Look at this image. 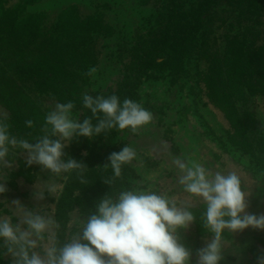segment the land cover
Here are the masks:
<instances>
[{"label": "rangeland", "instance_id": "obj_1", "mask_svg": "<svg viewBox=\"0 0 264 264\" xmlns=\"http://www.w3.org/2000/svg\"><path fill=\"white\" fill-rule=\"evenodd\" d=\"M85 94L131 99L153 119L136 132L117 127L63 142L64 159L87 166L80 177L89 189L75 191L77 204L62 223L57 210L73 171L56 176L28 166L27 153L10 148L11 167H0V217L15 223L12 201L19 200L52 216L63 243L105 195L156 192L193 213L179 235L196 264L211 239L206 204L184 191L177 158L213 174L235 172L249 194L247 212L264 215V0H0V118L10 134L34 143L56 103L72 102V119L95 125ZM126 145L136 156L116 176L104 165ZM49 184L55 192H46ZM222 243L220 264H257L264 230L226 229ZM11 261L0 246V264Z\"/></svg>", "mask_w": 264, "mask_h": 264}, {"label": "clouds", "instance_id": "obj_2", "mask_svg": "<svg viewBox=\"0 0 264 264\" xmlns=\"http://www.w3.org/2000/svg\"><path fill=\"white\" fill-rule=\"evenodd\" d=\"M96 71L90 68L85 75ZM83 104L97 118L95 125L90 118L82 122L72 119V102L56 103L45 117L43 135L34 143L11 135L6 117L0 118V167H11L7 159L10 148H19L27 153L28 166L40 165L56 176L71 171L82 173L87 168L83 162L64 159V141L90 138L117 127L136 132L153 119V114L141 104L127 98L121 104L115 94L107 98L85 94ZM25 123L29 128L33 126L32 120ZM135 156L134 149L126 145L120 152L111 153L110 164L104 166L110 165L119 176L121 166ZM174 164L183 173L179 183L184 191L202 198L206 204L203 226L211 239L196 251V264H220L226 229L232 233L248 227L264 230V215L247 212L249 194L242 190L235 172L213 174L199 164L190 167L179 158ZM45 189L53 193L56 185H46ZM5 191L0 183V194ZM36 198L43 200L45 191L38 189ZM12 205L15 223L11 217H0V246L12 257L11 264H191L192 252L181 243L179 230L187 229L195 217L188 205L177 206L156 192L132 189L121 191L116 197L105 195L89 212L80 231L63 243L56 237L55 230L60 225L52 216L30 210L19 200H13ZM257 264H264V253L257 257Z\"/></svg>", "mask_w": 264, "mask_h": 264}, {"label": "trees", "instance_id": "obj_3", "mask_svg": "<svg viewBox=\"0 0 264 264\" xmlns=\"http://www.w3.org/2000/svg\"><path fill=\"white\" fill-rule=\"evenodd\" d=\"M80 175H81L80 172L73 171L65 185V191H64L63 196L61 197L62 205L57 210V216H56L57 219L61 218V223L63 222L62 218L66 217V214L75 207V204H77L76 200H77L78 195L75 194V191L81 187L84 188L86 192L89 189V187L88 189H86L87 187L81 183L82 178L80 177ZM62 231L59 229L58 232L61 233Z\"/></svg>", "mask_w": 264, "mask_h": 264}]
</instances>
